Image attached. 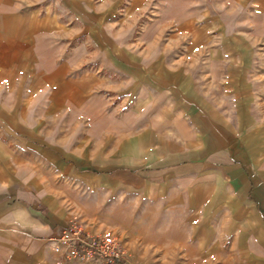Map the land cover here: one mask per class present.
<instances>
[{
  "label": "crops",
  "instance_id": "0c3cea01",
  "mask_svg": "<svg viewBox=\"0 0 264 264\" xmlns=\"http://www.w3.org/2000/svg\"><path fill=\"white\" fill-rule=\"evenodd\" d=\"M73 178L264 264V0H0V264H80Z\"/></svg>",
  "mask_w": 264,
  "mask_h": 264
},
{
  "label": "rangeland",
  "instance_id": "374dc122",
  "mask_svg": "<svg viewBox=\"0 0 264 264\" xmlns=\"http://www.w3.org/2000/svg\"><path fill=\"white\" fill-rule=\"evenodd\" d=\"M226 102L233 107L229 98ZM66 195L71 199L69 216H79L92 232L112 231L125 240L126 264L219 262L218 242L208 240L212 235L203 220H190L186 209L162 208L118 187L94 191L74 178Z\"/></svg>",
  "mask_w": 264,
  "mask_h": 264
},
{
  "label": "built area",
  "instance_id": "2783aa9c",
  "mask_svg": "<svg viewBox=\"0 0 264 264\" xmlns=\"http://www.w3.org/2000/svg\"><path fill=\"white\" fill-rule=\"evenodd\" d=\"M66 261L80 264H126L129 258L126 242L112 231L95 233L74 215L52 239Z\"/></svg>",
  "mask_w": 264,
  "mask_h": 264
}]
</instances>
